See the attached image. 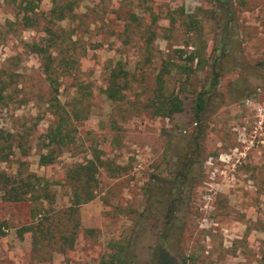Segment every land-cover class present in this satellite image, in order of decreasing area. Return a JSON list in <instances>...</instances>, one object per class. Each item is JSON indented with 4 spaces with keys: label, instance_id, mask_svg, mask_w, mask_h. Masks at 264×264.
<instances>
[{
    "label": "rangeland",
    "instance_id": "obj_1",
    "mask_svg": "<svg viewBox=\"0 0 264 264\" xmlns=\"http://www.w3.org/2000/svg\"><path fill=\"white\" fill-rule=\"evenodd\" d=\"M217 2L79 0L75 18L50 25L65 38L61 57L74 60L53 95L28 47L46 38L42 30L52 0H38L40 25L32 29L22 27L12 0H0V80L6 88L0 141L11 146L0 172L42 177L54 199L44 206L9 202L0 191V264H112L110 254L120 249L125 264H152L164 240L175 264H260L264 0H227L229 17ZM223 24L231 39L225 46ZM197 51L200 58L189 62ZM119 66L129 87L113 104L103 92ZM163 67L169 70L164 94L184 103L181 113L167 119L154 117L151 109ZM214 72L218 87L210 89L205 133L195 148L189 137L197 128L192 103ZM61 107L68 111L71 143L54 148V161L41 166L38 156L49 153L41 149L43 135L57 123ZM182 136L190 148L180 145ZM189 150L196 156L193 174L181 191L170 185L179 196L172 206L165 201L170 187L157 180L173 181L176 156ZM88 161L95 162L97 183L94 198L78 207L73 248L59 252L43 245L33 251L31 233L20 235L19 229L34 221L33 209L65 229L73 198L67 170ZM151 197L153 211L146 218Z\"/></svg>",
    "mask_w": 264,
    "mask_h": 264
},
{
    "label": "trees",
    "instance_id": "obj_2",
    "mask_svg": "<svg viewBox=\"0 0 264 264\" xmlns=\"http://www.w3.org/2000/svg\"><path fill=\"white\" fill-rule=\"evenodd\" d=\"M79 0H52V7L45 17V24L43 26V33L46 38H42L43 43H32L29 44L31 52L38 56L40 60V65L42 68V73L48 84L50 92L55 95L58 91L59 79L68 75V67L74 60H64L61 57V47L64 42L63 34L57 33L50 25L59 23L65 20H71L75 18L73 13L75 7L78 5ZM217 3L221 4V9L224 10L225 14L229 17L231 11L229 9V4L227 0H217ZM227 3V4H225ZM12 4L16 10L17 17L20 18V23L24 29L36 28L40 25V19L38 18L39 3L38 0H12ZM192 23H197L193 21ZM198 26V24H197ZM223 33L225 35L222 38V46L228 45V41L231 43V39L226 36L227 28L223 24ZM233 43V42H232ZM57 51V52H55ZM200 58V54L197 52L191 53L187 60L191 63L195 59ZM71 67V66H70ZM180 67V66H179ZM108 77L107 87L103 94L110 100L113 104L120 103L124 98V91L128 89L127 82V72H125L120 66L114 70ZM169 73V70L163 67L156 76L155 96L151 101V109L153 110L154 117H162L164 119L170 118L175 114H179L183 111V101L177 95H166L165 92V80L164 75ZM61 75V76H60ZM218 73L214 72L212 77V82L208 88L202 89L197 93L195 101L192 103L193 109V121L197 124L195 132L189 136L191 141L196 144L199 139H202L205 133L206 121V110L208 104L207 98L211 88L218 87ZM5 86H2L0 80V98L4 99L3 93L5 91ZM52 104V103H51ZM76 107V105L74 106ZM61 111V112H60ZM58 114L57 123L51 124L45 134L43 135L42 147L43 149H49V153L46 155L38 156V163L41 166H47L54 161L53 151L57 147H67L70 145L68 124L70 119L67 118L68 111L61 107L56 109ZM76 115V110L72 112ZM199 124V125H198ZM187 136H182L181 144L182 146L188 145ZM5 141H0V161H5L7 155H5V149H10L11 146L7 148L4 147ZM195 148H198L196 144ZM18 149H23L21 153L25 155L23 145L21 142L16 145ZM190 148V147H189ZM195 151L189 150L187 154H178L176 156V164L173 173L175 174L173 181L160 179L157 180L163 184L164 187L168 186L165 201L166 203L170 200V205L174 206L178 203L179 196H173L175 190L170 185H174L179 191L182 189V183L189 181L191 175L193 174V167L195 164L196 156H194ZM96 165L94 161H88L86 164H77L67 170L66 179L70 185L73 198L71 200L70 206L64 213L66 219V228L60 229L59 222L52 218H42L40 212L33 209V219L30 224L25 225L19 229V234L31 233L32 236V249L33 251H38V249L47 245L48 247H58L59 252H64L67 249H72L77 236V231L79 229V221L76 216L78 214V207L91 201L94 198V191L96 188L97 180L95 178ZM152 181H155L152 178ZM0 191L3 193V197L9 202H19L28 200L32 203L38 202L40 205L44 206L46 204L53 203V196L49 191V182L39 176L34 174H18L14 177L6 176L4 172H0ZM151 199H149V204L145 208V217H149L152 213L151 209ZM73 223V224H72ZM72 224V225H70ZM57 229V230H56ZM166 237L167 235H162ZM162 237V238H164ZM165 241V240H164ZM164 241L159 244L154 258L152 259V264H175V261L170 258L168 250ZM110 262L112 264H125L126 257L123 256V251L118 250L116 254H110ZM260 264H264V250L260 260Z\"/></svg>",
    "mask_w": 264,
    "mask_h": 264
}]
</instances>
